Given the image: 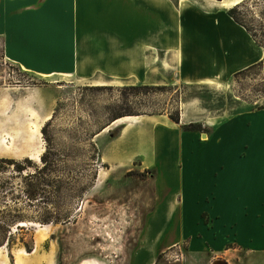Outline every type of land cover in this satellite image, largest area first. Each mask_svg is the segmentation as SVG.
Returning <instances> with one entry per match:
<instances>
[{
	"label": "rangeland",
	"instance_id": "obj_1",
	"mask_svg": "<svg viewBox=\"0 0 264 264\" xmlns=\"http://www.w3.org/2000/svg\"><path fill=\"white\" fill-rule=\"evenodd\" d=\"M211 2L146 0V11H140L128 0L121 6L115 1L104 30L126 38L147 28L148 35H161L163 41L85 43L79 70L28 68L6 54L0 38V120H8L0 137L13 139L14 121L15 127L42 125L41 146L62 160L55 174L64 183L62 198L52 203L32 201L23 183L28 172L20 175L13 166L0 172V235L13 233L10 247L0 245V264L211 261L209 256L190 252L188 230L183 225V232H176L178 215L172 227L174 207L166 198L171 197L178 179L170 171L172 185L163 166L170 168L181 157L167 158L168 162L165 158L179 145L192 148L186 133L205 141L208 122L218 125L241 111L264 108V59L238 73L214 76L206 72L217 70V64L204 61L196 24L200 16L208 15L206 10L217 17L225 12L230 16L233 9ZM240 3L236 15L241 24H237L250 31L264 49V0ZM186 12H194L193 17ZM226 30L236 34L231 28ZM120 115L137 117L138 122L112 124ZM172 118H179L180 124ZM25 153L8 154L14 156L8 159L23 162L28 158ZM32 162L42 165L41 160ZM198 178L199 189H206ZM193 182L186 175L191 215L203 205L196 202L194 190L198 188H193ZM49 213L61 215L63 221L44 223ZM18 218L39 226L19 228ZM190 224L193 227V220Z\"/></svg>",
	"mask_w": 264,
	"mask_h": 264
},
{
	"label": "crops",
	"instance_id": "obj_2",
	"mask_svg": "<svg viewBox=\"0 0 264 264\" xmlns=\"http://www.w3.org/2000/svg\"><path fill=\"white\" fill-rule=\"evenodd\" d=\"M115 1L121 6L124 0H0V38L6 45V54L33 70L62 72L79 70L78 59L85 43L106 44L116 39L122 43L163 41L161 35H148L147 28L126 38L104 30ZM210 1L212 5L221 2ZM128 3L146 11V0ZM211 11L206 10L208 15L200 16L196 24L204 61L217 64V70L206 72L214 76L238 73L264 59V49L245 28L226 12L211 17ZM154 13L162 21L161 14ZM192 26L195 27V20ZM227 27L236 34H229ZM7 121L0 120V135L6 132ZM207 124V140L186 133L192 148L179 145L171 157L165 158L168 162L167 158L173 161L176 155L181 157L170 168L163 166L167 179L173 170L176 176H172L178 179L171 197L166 198L174 207L172 227L178 215L176 232L181 234L184 225L190 235V252L209 256L208 264H264V108L241 111L218 125ZM4 139L0 137V152L5 147ZM0 158L14 156L0 153ZM186 175L194 180L193 188H198L194 190L196 202L203 204L193 215L187 207L190 189L184 183ZM198 177L206 189H199ZM169 180L173 185L174 180Z\"/></svg>",
	"mask_w": 264,
	"mask_h": 264
},
{
	"label": "trees",
	"instance_id": "obj_3",
	"mask_svg": "<svg viewBox=\"0 0 264 264\" xmlns=\"http://www.w3.org/2000/svg\"><path fill=\"white\" fill-rule=\"evenodd\" d=\"M223 1V0H218ZM241 3L232 7L229 11L230 17L238 24H241L237 15H236V7H238ZM244 26V25H243ZM250 32V31H248ZM133 89H139V87H132ZM130 115H120L115 118V120L122 119ZM114 120V121H115ZM172 120L180 124L179 118H172ZM114 123V122H113ZM194 127H201L195 125ZM187 130L191 129L189 126H185ZM201 128L198 130L201 132ZM43 131H45L43 129ZM62 160L54 154L50 148L42 154L41 156V166L32 162L30 158H26L23 162L16 161L15 159L2 158L0 159V172L6 171V168L9 166H13L16 168V171L23 175L25 172H28L26 176L23 177V183L25 184L27 190V196L30 200L34 201H42L47 200L48 202H53L56 199L62 198L63 196V186L64 183L62 181V177L55 174L58 170V165ZM92 183V182H91ZM94 184L90 185V188L93 187ZM70 197H73L70 195ZM46 224L51 223H60L62 222V216L49 213L46 219L42 220ZM17 226L20 227H33L30 224H27L23 221V219L18 218ZM25 224V225H20ZM38 225V224H37ZM13 238V233H10L8 236L0 235V245L1 246H11V239ZM28 251H34V247L27 246Z\"/></svg>",
	"mask_w": 264,
	"mask_h": 264
},
{
	"label": "bare ground",
	"instance_id": "obj_4",
	"mask_svg": "<svg viewBox=\"0 0 264 264\" xmlns=\"http://www.w3.org/2000/svg\"><path fill=\"white\" fill-rule=\"evenodd\" d=\"M240 3V0H223L219 2L221 6L223 7H234L237 4ZM35 119V118H34ZM33 119V120H34ZM138 122L137 117H124L122 119H119L115 121L114 125H125L130 126L133 124H136ZM41 127L42 125H37L36 123H33L30 126H24V124H20L15 127V121H14V136L13 139L8 140L9 138L5 137V147L3 150H1L0 153H6V154H15V155H22L26 151H29V149H34V151L31 152V154H27L28 158L35 162H40L41 156L44 153V148L41 146L42 143V133H41ZM41 148L39 149V147ZM36 150V151H35ZM24 154V155H25ZM20 157V156H18ZM104 179V175L100 177V180L102 181ZM25 225V224H20ZM31 226H39L37 224H31ZM30 264H37L36 261H31Z\"/></svg>",
	"mask_w": 264,
	"mask_h": 264
},
{
	"label": "water",
	"instance_id": "obj_5",
	"mask_svg": "<svg viewBox=\"0 0 264 264\" xmlns=\"http://www.w3.org/2000/svg\"><path fill=\"white\" fill-rule=\"evenodd\" d=\"M115 121H116V120H115ZM115 121H113V122H115ZM204 137L207 138L206 134L204 135Z\"/></svg>",
	"mask_w": 264,
	"mask_h": 264
}]
</instances>
